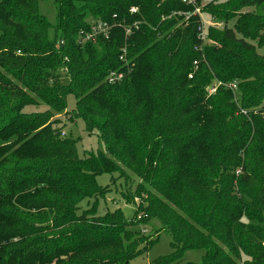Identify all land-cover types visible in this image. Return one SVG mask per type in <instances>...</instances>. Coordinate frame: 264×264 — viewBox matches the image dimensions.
<instances>
[{
  "label": "trees",
  "instance_id": "obj_1",
  "mask_svg": "<svg viewBox=\"0 0 264 264\" xmlns=\"http://www.w3.org/2000/svg\"><path fill=\"white\" fill-rule=\"evenodd\" d=\"M42 1L0 0V264H131L145 218L171 236L151 264H264V0H195L224 24L202 42L182 0H53L54 22ZM62 113L104 152L80 155ZM104 173L138 179L132 219L79 212Z\"/></svg>",
  "mask_w": 264,
  "mask_h": 264
},
{
  "label": "rangeland",
  "instance_id": "obj_2",
  "mask_svg": "<svg viewBox=\"0 0 264 264\" xmlns=\"http://www.w3.org/2000/svg\"><path fill=\"white\" fill-rule=\"evenodd\" d=\"M39 11L44 15L50 22H54L55 19V7L53 0H44L39 3ZM233 20L229 21L228 25L231 27ZM259 54L264 55V45L256 48ZM75 107V97L72 94L66 96V110L71 111ZM71 116V119H70ZM56 117L61 120L59 125L61 126L65 135H71L74 138H78L77 141V152L82 155L84 151L104 152V145L98 139L97 135L93 133H88L85 129L84 123L81 119H75L72 115H67L66 113L58 114ZM75 119V120H74ZM118 173L101 174L96 177V181L99 185L103 186L104 190L106 188L110 189L104 191L103 197H98L96 200L94 198H85L79 204V212L82 210H87L95 204V213L98 215L103 214L107 210L113 211L114 209L120 208L127 220L132 219L136 213V203L139 201L138 197L134 196L132 190L137 184L138 179H132L128 181V185H125L122 178H117ZM112 178H115L113 183ZM134 178V177H133ZM126 195L124 198L122 195ZM142 216V215H139ZM145 222L142 224L134 226V229L141 230V232L148 236L144 237V241H155L152 246L145 244L139 239L138 242L132 244L146 245V252L131 260V264H151L155 258L164 257L172 252L170 246L171 236L164 231L160 222L155 218H145ZM141 252V250H139ZM139 252V253H140ZM202 254V250H187L183 255V261H198Z\"/></svg>",
  "mask_w": 264,
  "mask_h": 264
},
{
  "label": "built area",
  "instance_id": "obj_3",
  "mask_svg": "<svg viewBox=\"0 0 264 264\" xmlns=\"http://www.w3.org/2000/svg\"><path fill=\"white\" fill-rule=\"evenodd\" d=\"M182 2L192 6L193 9L192 12L184 13L185 19H187L190 15H197L199 17V23L197 26V32H198L197 37L198 39L201 40V42L204 41L206 38V28L208 26L215 28H222L224 26L222 22L217 21L216 19H214V17H208V18L205 17L202 12L201 6L198 5L195 0H182ZM130 12H136V8L135 7L130 8ZM110 27H111L110 24H108L107 22H103L100 20L91 21L89 25V30L86 31L84 34H82V40L90 41L93 40L98 35L107 36ZM129 31H130L129 29H126L125 33L128 34ZM193 63L194 65H196V61H194ZM120 77H121L120 74L115 75L114 73H111L109 77V82H113L115 79H119ZM219 84L222 83L221 82L216 83L213 87L209 89V92L213 93L215 91L216 86H218ZM225 86H228L233 91L236 89V85L232 83L227 84ZM64 135L65 133L62 131L61 136Z\"/></svg>",
  "mask_w": 264,
  "mask_h": 264
}]
</instances>
